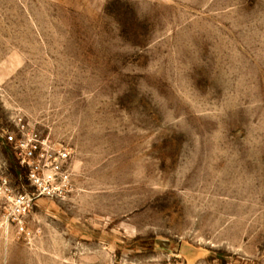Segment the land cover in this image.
Segmentation results:
<instances>
[{
    "label": "rangeland",
    "instance_id": "obj_1",
    "mask_svg": "<svg viewBox=\"0 0 264 264\" xmlns=\"http://www.w3.org/2000/svg\"><path fill=\"white\" fill-rule=\"evenodd\" d=\"M73 157L0 264H264V0H0V157Z\"/></svg>",
    "mask_w": 264,
    "mask_h": 264
},
{
    "label": "built area",
    "instance_id": "obj_2",
    "mask_svg": "<svg viewBox=\"0 0 264 264\" xmlns=\"http://www.w3.org/2000/svg\"><path fill=\"white\" fill-rule=\"evenodd\" d=\"M16 121V130L5 134L15 169L0 157V227L7 236L25 237L41 199L64 200L74 192L73 157L66 145L44 136L37 123Z\"/></svg>",
    "mask_w": 264,
    "mask_h": 264
}]
</instances>
